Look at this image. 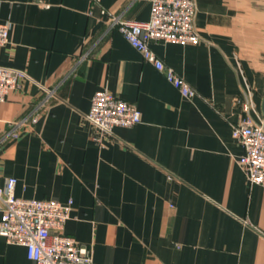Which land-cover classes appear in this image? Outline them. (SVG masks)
<instances>
[{"label":"crops","instance_id":"crops-1","mask_svg":"<svg viewBox=\"0 0 264 264\" xmlns=\"http://www.w3.org/2000/svg\"><path fill=\"white\" fill-rule=\"evenodd\" d=\"M195 5L197 42L151 45L197 90L185 97L109 24V13L148 20L151 0H0V65L56 93L42 104L25 79L0 102V185L14 176L19 197L72 201L65 230L93 264H264V187L232 133L248 97L264 123V0ZM104 87L141 121L97 143L85 115ZM0 264L33 261L0 235Z\"/></svg>","mask_w":264,"mask_h":264},{"label":"built area","instance_id":"built-area-1","mask_svg":"<svg viewBox=\"0 0 264 264\" xmlns=\"http://www.w3.org/2000/svg\"><path fill=\"white\" fill-rule=\"evenodd\" d=\"M91 1L96 3L98 0ZM151 4L148 20L109 13V24L116 27L144 59L164 72L183 96L192 97L197 90L167 65L151 45L162 40L191 43L200 39L194 26L195 0H151ZM9 36L10 24L0 22V45L7 43ZM25 79L37 82L23 69L0 65V102L5 101ZM37 83L46 92L42 104L52 96L56 97L55 89ZM242 106L246 114L240 122L232 124V133L244 149L240 162L249 183L264 187V123L256 124L248 114L253 108L251 97L245 99ZM85 116L95 128L93 139L97 143L112 135L115 127L132 126L141 121V111L134 103L116 96L106 87L94 93ZM29 121L35 122L36 115L32 119L24 118L18 124L26 125ZM16 184L17 178L8 176L5 184L0 185V235L8 243L24 245L33 264H93L91 248L65 230L72 201L63 203L55 199L19 197L15 194Z\"/></svg>","mask_w":264,"mask_h":264},{"label":"water","instance_id":"water-1","mask_svg":"<svg viewBox=\"0 0 264 264\" xmlns=\"http://www.w3.org/2000/svg\"><path fill=\"white\" fill-rule=\"evenodd\" d=\"M263 110H264V102H263Z\"/></svg>","mask_w":264,"mask_h":264}]
</instances>
